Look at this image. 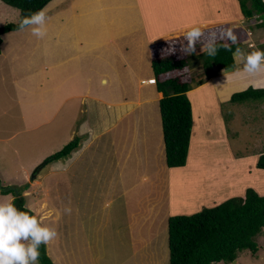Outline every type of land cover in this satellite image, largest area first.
<instances>
[{"label":"rangeland","instance_id":"obj_1","mask_svg":"<svg viewBox=\"0 0 264 264\" xmlns=\"http://www.w3.org/2000/svg\"><path fill=\"white\" fill-rule=\"evenodd\" d=\"M206 4L224 8L197 9ZM238 6V0H53L43 9L48 17L43 38L32 35L31 28L3 35L0 199H15L2 194V188H22L26 208L58 233L47 244L54 264H169L171 217L195 215L242 197L247 189L264 196V170L256 167L264 155V98L231 101L249 88L264 89V71L253 75L234 68L209 81L197 64L188 93L194 126L183 169L167 167L157 139L162 123L153 49L163 45L161 57L189 55L185 47L200 37L202 43L220 40L210 28L203 29L233 22L242 27ZM180 10L191 19L206 15L202 26L194 28L202 32L191 41L187 37L185 46L179 40L163 41V30L175 27L170 20ZM259 20H247L245 29H255ZM19 22L20 12L0 0V28ZM261 39L256 37L255 48L244 43L245 50L264 51ZM88 97L120 103L121 113L134 110L116 123L107 106L93 112ZM94 113L107 128H100L86 148L83 144V161L76 162L70 178L64 172L49 174L52 164L63 166L66 158L36 165L38 156H51L78 139L70 140L69 133L79 132ZM143 120L151 129L152 145H144L149 150L140 157L129 151L134 137L142 140ZM69 208L70 213L65 211ZM254 242L255 255L243 250L233 262L215 264H264V229Z\"/></svg>","mask_w":264,"mask_h":264},{"label":"trees","instance_id":"obj_2","mask_svg":"<svg viewBox=\"0 0 264 264\" xmlns=\"http://www.w3.org/2000/svg\"><path fill=\"white\" fill-rule=\"evenodd\" d=\"M20 12V22L29 13L43 10L53 0H1ZM240 11L245 20L255 17L262 19L264 27V1L238 0ZM18 24H9L0 28V53L3 35L21 30ZM212 27H210L211 29ZM209 28H206V30ZM231 30L237 37L232 43L227 32ZM194 30L182 31L170 35L165 42H176L185 46L187 37ZM214 36H222L220 40L202 43L197 42L185 47L189 55H168L160 53V47L153 49L154 58L151 67L154 74L156 91L163 97L159 101L162 120V131L167 167L183 168L187 164L190 141L194 126L192 103L188 93L192 90L193 75L191 72L197 64H202L203 74L210 80L219 71H228L236 67L233 53L236 48L245 49L244 42L249 35L245 29L225 26L223 30L215 28L208 31ZM207 33V32H206ZM217 34V35H216ZM205 37V36H204ZM206 41V40H205ZM185 42V44H184ZM166 43V44H167ZM191 43V42H190ZM165 45V44H164ZM194 48V50H193ZM209 48H215V55L209 54ZM155 51L157 55L155 56ZM264 98V89L249 88L232 96V102L243 103L249 100ZM80 144V139L68 143L59 152L49 156L41 167L60 161L70 156ZM264 170V155L256 165ZM4 195L13 194V203L18 209L34 213L26 208L22 188H2ZM264 229V196L254 189H247L242 197H232L219 205L204 209L192 216H175L168 221L169 264H215L233 262L238 252L249 250L258 252L254 238ZM39 264H54L47 252V245L40 246Z\"/></svg>","mask_w":264,"mask_h":264},{"label":"clouds","instance_id":"obj_3","mask_svg":"<svg viewBox=\"0 0 264 264\" xmlns=\"http://www.w3.org/2000/svg\"><path fill=\"white\" fill-rule=\"evenodd\" d=\"M47 14L44 10L29 13L20 22V29L31 28L32 35L43 38L46 35ZM199 35L198 30L188 34L191 41ZM232 43L237 37L231 30L227 32ZM194 50V48H193ZM216 49L209 48L215 55ZM244 62V71L258 74L264 71V51L256 50L245 55L240 48L233 53ZM70 213L71 209H65ZM54 228L43 225L37 216L18 209L10 198L0 199V264H38L40 246L47 245L57 237Z\"/></svg>","mask_w":264,"mask_h":264},{"label":"crops","instance_id":"obj_4","mask_svg":"<svg viewBox=\"0 0 264 264\" xmlns=\"http://www.w3.org/2000/svg\"><path fill=\"white\" fill-rule=\"evenodd\" d=\"M223 5H225L226 6V4L224 3ZM223 5H222V7L221 8H215L213 5H210V4H206V5H204L203 6V8H201V7H199V8H197L198 10H202V9H208L209 10V12H212V11H216V12H219V11H222V8H224L223 7ZM239 7V6H238ZM238 14L240 15V24L242 25V27L241 26H239L238 24H239V22H233L232 23V25H230L229 23H226V24H223V23H220V24H210V25H212L211 27V30L212 29H214V27L215 28H218V29H220V30H223L224 29V27L225 26H229V27H231L232 28V26H238V27H236L235 29H237V28H242V29H245V23L247 22V20H245L244 19V17L242 16V14H241V11H240V8H239V11H238ZM204 16H206V15H199V16H197V18H195V19H191V18H189V14L187 13V12H181V10L179 11V13L177 14V16L175 17V18H173V19H171L170 21L173 23V25H175V27H171V28H167V29H165V30H163L166 34H167V37L168 36H170V35H174V34H178V33H180V32H182V31H187V30H194V28L196 27V26H202V25H198V24H200V20H201V18L202 17H204ZM255 18H260V17H255ZM260 22H258V24L256 25V28L255 29H253V27H249V26H247V29H245L247 32H248V35H249V38H248V40L247 41H245L244 43H252L253 45H251V47H254L255 48V39H256V37L258 36L259 37V40H260V38L262 37V39H261V41L262 42H264V39H263V37H264V35L262 36L261 34H259V32L258 31H260L261 30V28L259 29V27H262L261 26V24L263 23L262 22V19H260L259 20ZM209 25V26H210ZM208 26V25H207ZM145 27H146V23H145ZM160 28V27H159ZM186 28V29H185ZM208 28H210V27H208ZM161 29V28H160ZM181 29H183V30H181ZM177 30H179L178 32H175V33H172V32H174V31H177ZM181 30V31H180ZM198 31H199V33H201L202 32V30L201 29H197ZM206 31V27H205V29H203V31ZM258 33H257V32ZM256 32V33H255ZM170 33V34H169ZM172 33V34H171ZM204 33V32H203ZM150 35V34H149ZM253 35H254V37H255V39L253 38ZM261 36V37H260ZM166 37V38H167ZM153 38V37H152ZM259 40H258V42H259ZM261 43V42H260ZM262 44V43H261ZM153 45V44H152ZM245 48H246V46H245ZM254 48H252V49H254ZM252 51H254V50H251V51H249V50H243V53L246 55V53L248 52V53H250V52H252ZM120 57V56H119ZM235 62H236V67H235V69L236 68H240V67H243V69H244V62L242 61V60H239L238 58H235ZM220 72L221 71H219L218 72V74H217V76L216 77H214V78H212V79H210L209 81H212V80H214L215 78H217L219 75H220ZM145 82H147L148 83V85H150V82L149 81H145ZM144 82V83H145ZM104 84H107V81L106 82H104ZM148 85H146V86H148ZM162 97H163V95L162 94H159V96H158V98H159V101H160V98L162 99ZM89 99H90V102H89V104H90V106H95L94 107V109L92 110L93 112H94V110H95V113L96 112H98V110H97V108H100V107H104V106H107L108 107V110H109V113H110V118H115L114 120H115V122L116 123H120V121H122L131 111H133L134 110V108H132V107H130V109H128L129 111H124L123 113H121L120 112V110L118 109V107H121V105H119L120 103H115V104H109V103H105V102H103L102 100H100V99H97V98H90V97H88ZM1 104V103H0ZM86 108H88V105H86L85 106ZM132 108V109H131ZM160 109V108H159ZM87 112H88V109H87ZM193 112H194V109H193ZM94 113V116H92L94 119H97V121H95L94 123H92L91 121H92V117H87V121L82 125V127H81V129H80V131L79 132H76V131H71L70 133H69V139L71 140L74 136H77L78 137V139H80V144H79V147L75 150V151H73L71 154H70V156L68 157V158H66V163H65V165H64V162H62L63 163V166H61V165H59V166H56L55 164H57V163H54V164H52L53 165V167H52V170L50 171L49 170V174H51V175H54V173L55 172H64L65 174H67L68 176H69V178L73 175V174H71L70 173V170L76 165V162H79V161H83V149L84 148H86L88 145H89V143H91L94 139H96V138H98V135L100 134V131H99V129L100 128H102L103 126H104V128H107L106 126H105V123H104V119H102V118H100V120H101V122H100V120H99V118H97V115ZM126 113V114H125ZM88 116V115H87ZM109 118V119H110ZM143 122H144V124H145V126H146V130H145V132H144V135L142 136V140H138V139H135V137H134V144L135 145H133V146H131L130 147V153H133V154H135V153H138L139 155H140V157L141 156H143L144 154H146L147 153V151L149 150V148L148 149H143V146L144 145H149V146H151L152 145V139H151V129H148L147 128V124L145 123L146 121H144L143 120ZM161 123H162V120H161ZM161 134L162 135H159L158 137H157V139H158V143H160L159 144V147H161V145H163V147H164V149H165V146H164V139H163V131L161 130ZM191 139H192V136H191ZM4 140L5 139H1L0 138V142H4ZM163 140V144H162V141ZM191 142V141H190ZM83 144H84V148H83ZM63 149V148H62ZM120 150H121V148H120ZM51 155H53V153L51 154ZM50 156V154L49 153H46V154H42V155H40V156H38L37 157V159H36V165H38V164H41L42 162H44L48 157ZM127 159L129 160L130 159V156H127ZM54 166H56L57 168H59L60 169V171H58V169H54ZM81 166L83 167V164H81ZM116 166L117 167H119V165H117L116 164ZM124 167V166H123ZM98 168H99V166H98ZM100 169V168H99ZM170 169V168H169ZM174 169H183V168H174ZM171 170H173V169H171ZM109 172H111V171H109ZM26 176V179L28 178V175H25ZM25 179V180H26ZM148 178L147 177H143V180H147ZM119 184H126L125 183V174H123L122 176H121V179H120V181H119ZM27 194H30V193H27ZM120 195L118 194V196L117 197H119ZM229 199V198H228ZM227 200V199H226ZM225 201V200H224ZM224 201H222V202H224ZM222 202H220V204L222 203ZM219 205V204H218ZM214 206H216V205H214ZM213 206V207H214Z\"/></svg>","mask_w":264,"mask_h":264}]
</instances>
